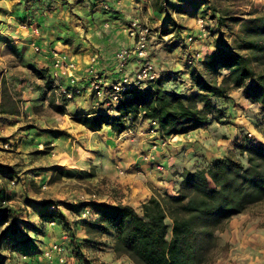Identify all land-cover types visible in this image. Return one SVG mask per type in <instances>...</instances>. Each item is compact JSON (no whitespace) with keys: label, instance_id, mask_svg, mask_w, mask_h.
<instances>
[{"label":"rangeland","instance_id":"374dc122","mask_svg":"<svg viewBox=\"0 0 264 264\" xmlns=\"http://www.w3.org/2000/svg\"><path fill=\"white\" fill-rule=\"evenodd\" d=\"M22 2L23 7H28L34 3V0H23ZM140 2L137 0L140 13L142 11L148 13L145 7L150 8L154 13L153 17H149L150 19L146 22L143 18L137 17L141 23H146L150 27L155 37L150 54L154 65L158 69L171 67L176 63L184 65L180 71H168L167 68L164 70L160 79L153 84L160 86L162 91L191 97L200 94L194 86L192 74L194 77L201 76L206 82H217L218 84L226 76V71L207 69L203 62L187 64L185 57L190 54L189 47L203 49L202 53H205L203 61L211 54L220 51L242 54L252 59L251 54L244 49V44L250 39L247 22L264 16V0H140ZM16 3L14 0H0V95L5 106L17 109L18 115L23 116L22 124L32 122V124H27V127H35L38 130L49 127V133L57 132L64 135L67 133L63 127L68 128L70 134L65 136L70 138L73 146L69 149V155L73 157V161L63 168V164H60L63 154L53 158L47 147L43 150L33 148L28 152L19 151L17 154V144L11 141L12 137L2 138L4 141L0 144V168L6 170V175H2L0 180V204L10 210V215L6 222H0V235L12 227L16 229L13 234L9 235V241L0 240V259L3 264H41L42 251L49 246L54 236V232L53 235L49 232V226L47 227V222L42 217L45 216L49 206L54 205L63 223L57 221L56 225L51 227L59 226L60 234L67 237L63 240L61 236L66 242L65 254L69 261H78L83 264H133L128 257L115 252L114 234L99 230L95 224L97 219L95 212L93 216L81 218L82 204L91 206L103 203L113 206L120 204V198L125 196L111 179H106L104 176L112 170L122 171L119 162L124 159V154L119 156L117 150L120 148L116 145V139H120L121 135H115L116 138L109 134L107 138L103 133L97 140L94 134L84 132L85 135H83L77 132V129H80L77 122L80 115L97 110H91L90 106L84 103L86 100H74L76 96H79L78 94H74L72 99H64L50 79L45 78L43 66L40 62L35 63L33 60L29 36L24 30H15L17 23L8 19L10 9L17 7ZM139 4L146 6L142 8ZM57 9L63 10L61 6ZM108 11H113V8L109 6ZM198 20H201L205 27V32L200 37ZM187 24L189 26H186ZM125 35L129 37L127 33ZM189 35L195 36V43L184 48L181 45L183 37ZM251 65L256 74L264 72V64L252 62ZM24 92H31L35 95L34 98H27L32 100L31 110L25 108L27 99L23 98ZM242 92L241 89H230L228 98L221 100L226 102L232 100L233 108L237 104L244 103L247 107L251 106V110L249 108L239 109L232 117L212 114L208 118V132L202 129L203 134H199V139L195 138V143L200 144L203 149L212 147L211 149L215 152L212 159L226 152L224 157L230 156L245 164V158L240 155L237 148L240 145L254 142V140L264 144V139L254 132V126L252 127L249 119V115L253 113L262 117L264 107L248 102ZM58 95L62 97V102L56 103ZM216 100L218 99L213 98L212 102ZM67 101L73 104L69 108L64 107ZM196 105L198 108L202 106L200 103ZM53 107L63 110L62 113L57 112ZM144 121L140 115H137L129 128L134 132L138 127L137 124ZM146 122L145 126L140 127L141 132L151 131L149 122ZM228 125L233 126L232 131L235 132L233 136L235 141L231 143V151H227L226 147L215 142L219 136L221 137L219 131ZM53 127L59 129L56 130ZM248 131L252 133V139L241 142L243 138H246ZM159 135L161 138H174L178 143L188 141L185 134L178 135L177 138H175L177 135L164 137L160 133ZM222 140L229 141L230 139L222 136ZM158 143L161 144L160 141ZM5 144L8 145L7 148L4 147ZM141 156L139 159L143 161ZM83 163L81 173L86 172V174H81L79 178H70L69 172H76V165L80 168ZM38 176L40 177L37 180ZM12 177L21 179L24 183L16 187H8ZM168 191V194L156 191L154 194L171 195L170 188ZM135 208L140 211V206L135 205ZM244 213L253 216L264 215V203L250 207ZM82 221L92 226L88 227ZM79 226H83V229ZM225 230L227 226L217 234L216 248L213 249L214 258L209 264H223L226 259L228 243L223 238ZM10 241L14 243V246ZM28 251L33 253L26 255L23 259V255Z\"/></svg>","mask_w":264,"mask_h":264},{"label":"trees","instance_id":"16d2710c","mask_svg":"<svg viewBox=\"0 0 264 264\" xmlns=\"http://www.w3.org/2000/svg\"><path fill=\"white\" fill-rule=\"evenodd\" d=\"M247 25L250 39L244 49L252 59L220 51L203 61L207 69L227 72L220 84L192 74L200 94L184 97L162 91L157 84L151 85L144 91L126 93L125 100L116 107L118 115L79 117L77 122L90 132L106 126L119 136L140 115L143 120L157 121V130L164 137L207 126L212 114L220 115L212 99H227L230 89L243 90L248 102L264 107V72L256 74L251 65L252 62L264 64V16L248 21ZM53 108L59 113L63 111ZM237 149L245 164L228 156L194 172L185 171L175 196L154 194L141 205L140 211L122 204L91 205L97 217L95 224L101 232L114 234L115 252L125 255L133 264H209L214 258L217 234L229 220L264 203V144L255 145L252 141ZM86 206L82 204L81 209ZM9 213L0 204L1 223L9 219ZM42 219L63 220L57 212L49 210ZM15 229L2 232L0 240L6 242ZM0 264H3L1 259Z\"/></svg>","mask_w":264,"mask_h":264},{"label":"crops","instance_id":"0c3cea01","mask_svg":"<svg viewBox=\"0 0 264 264\" xmlns=\"http://www.w3.org/2000/svg\"><path fill=\"white\" fill-rule=\"evenodd\" d=\"M14 1L17 2V7L14 6L13 10L10 9L8 19L17 23V29L15 28V30H24L29 36L28 38H30L31 43L38 45L42 51L49 52L54 50L65 53L77 64L75 75L78 82L74 86L78 89L79 96H76L74 100H86L84 103L90 106L91 110H95L92 94L87 88L88 80L90 79L88 69L91 59H96L93 70L103 80L108 82L115 81L118 77L113 69L115 53L122 48H130L132 45L131 39L125 35V25L132 18H143L146 22L154 15L148 7H145L148 13L144 11L140 13L137 0H102V2H108L113 11L103 10L100 7V3L102 2L94 0H34V3L28 5V7H23V0ZM59 6L63 10H56ZM139 6L146 5L139 4ZM13 22L12 24H14ZM186 26H189V24ZM32 57L35 63L44 62L40 56L34 55L33 51ZM182 67H184L183 64L176 63L171 67L161 68V70L164 71L167 68L168 71H180ZM38 68L41 70L40 66ZM50 81L58 91L60 89L59 85L64 88L70 85L65 74L58 83ZM71 86L73 88V85ZM24 94L25 96L27 95V97H23L24 99L35 97L34 93L31 92H24ZM58 96L59 98H56V103L62 102L63 96ZM63 98L65 99V97ZM214 104L219 110L220 115L227 117L235 116L239 109L245 110L249 108L251 110V106L247 107L244 103L237 104L233 108L234 103L232 100L226 102L218 99ZM0 105V109H2V112L0 110V144L4 141L2 138H9L11 136V141L17 144V154L19 151L28 152V150H33V148L43 150L44 147H47L49 148V153H52L53 158L63 154L62 159H60V164H63V168L73 161V157L69 155V149H72L73 146L70 138H66L65 136L70 134L68 128L63 127L67 133L64 135L57 132L49 133V127H43L44 129L42 130H38L35 127H27L26 125L32 124V122L22 124L21 120L23 116L18 115L17 109L5 106L1 95ZM72 105V103L68 102L64 107L69 108ZM31 107L32 100L27 99L25 108L31 110ZM98 114L100 113L95 111L80 115V117H90ZM249 117L252 127L254 126V132L264 139L263 116L259 117L256 113H253ZM146 121L137 124V132H133L128 128L121 134L120 139H116L115 134L106 126L98 132H90L81 124H79L80 129L76 128L77 132H81L83 135H85L84 132L94 134L97 140L101 138V134L103 133L107 138H109V134L116 137V145L120 148V150H117L119 156L124 154V159H121L119 162L122 171L116 172L112 170L104 176L106 179H111L125 195L120 198V204L129 205L134 209H136L135 205L141 207L143 203L154 195V191L168 194V188H170L171 195L175 196L182 181L181 174L183 172H194L212 161L226 156L225 152L223 155L212 159L215 152H213L211 146L205 150L203 147H200V144L195 143V138L199 139V134L202 135L204 131L208 132V126L185 134L188 141L178 143L174 138H161L158 131L141 132L139 129L145 126ZM34 124L36 125V123ZM53 129L58 130L59 128L53 127ZM202 129L204 131H201ZM232 129L233 126L231 125L225 126L224 129L219 131L221 132L219 133L221 137L219 136L215 141L226 147L227 151H231V143L235 141L233 140L235 132ZM222 136L230 140H222ZM177 137L179 136H175V138ZM191 142L193 143L191 144ZM154 143L158 145V150L152 153V159L148 162L141 161L139 159L140 156L146 153ZM253 143L255 145L263 144L257 143L255 140ZM83 165L84 163L80 168L79 165H76V172H69L71 174L69 177L79 178L81 174L85 175L86 172L81 173ZM160 165L163 167V172L158 170ZM39 177H36V179L38 180ZM90 210L93 212L91 206ZM261 215L253 216L243 213L229 220L227 230L223 234L225 242L228 243V251L223 264H264V215ZM47 227L50 230L49 232H52V235L54 232L49 245L52 243L64 244L63 246L67 250L66 242L61 238L62 234H60L59 226L52 228L47 224ZM79 227L83 229V226ZM55 231L58 232L56 233Z\"/></svg>","mask_w":264,"mask_h":264},{"label":"built area","instance_id":"2783aa9c","mask_svg":"<svg viewBox=\"0 0 264 264\" xmlns=\"http://www.w3.org/2000/svg\"><path fill=\"white\" fill-rule=\"evenodd\" d=\"M101 1L102 0H94ZM100 7L103 10H108L109 5L107 2L100 3ZM198 34L199 37L204 34L205 27L203 22L198 20ZM126 33L132 41L130 48H122L115 53L113 61V69L115 74L118 76L115 81L108 82L103 80L98 73L93 70V66L96 64V59L93 58L90 61V66L88 69V74L90 79L88 80L87 88L92 94L94 108L100 114H108L112 116L118 115L116 112V107L125 100L127 97L126 93L133 90L144 91L153 85L160 76L163 74V70L158 69L152 60L150 59V54L152 50L155 37L152 34L150 27L146 23H141L140 20L135 17L128 21L125 28ZM184 48L195 43V36L183 37L182 42ZM32 51L34 55L40 56L44 62H41L42 70L45 71L48 79L59 82L62 80L65 74L69 80V86L62 87L59 85V92L65 97V99H72L74 94H78V89L74 84H77L78 79L75 75L77 70V64L65 53L57 52L51 50L49 52L42 51L41 48L32 43ZM190 54L185 57L186 63L193 65L194 62H203V56L205 53L203 49H193L189 47ZM188 49V51H189ZM202 50V51H201ZM204 54V55H203ZM133 63V64H132ZM132 64V65H131ZM58 85V84H57ZM73 85V88L72 86ZM150 124L151 132L158 131V124L155 120H147ZM252 139V133L247 132L246 138H243L241 142H246ZM163 145V144H162ZM5 148L8 147L7 144L4 145ZM157 144H153L149 150L143 154L142 160L148 162L152 159V153L157 150ZM160 172H163V167L160 165L158 167ZM6 175V170L0 168V180ZM24 181L12 177L9 181L8 187H16L23 184ZM94 198V196H92ZM88 202L89 200H85ZM49 211H55L54 205L49 206ZM94 213L90 210V206L87 205L83 208L81 212V218L93 216ZM56 220L47 222L50 226L56 225ZM63 240H66L65 235L62 236ZM75 242V241H73ZM64 244L52 243L44 251H42V263L41 264H83L77 262H71L66 257V250L63 246ZM77 247V245H74ZM26 255H23V259Z\"/></svg>","mask_w":264,"mask_h":264}]
</instances>
